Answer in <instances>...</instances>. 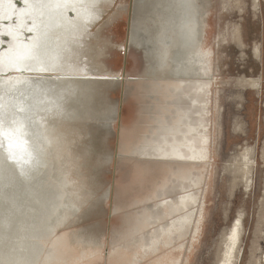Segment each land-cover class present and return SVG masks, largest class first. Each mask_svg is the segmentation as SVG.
I'll return each mask as SVG.
<instances>
[{
  "label": "rangeland",
  "instance_id": "rangeland-1",
  "mask_svg": "<svg viewBox=\"0 0 264 264\" xmlns=\"http://www.w3.org/2000/svg\"><path fill=\"white\" fill-rule=\"evenodd\" d=\"M85 2L87 4L83 11L87 12L88 16L77 15V19L71 20L67 14L69 8L64 11L62 18L64 27L51 32L53 37L63 32L61 57H51L49 66L43 71H38L40 63L43 62L39 60L30 65V70L33 69L30 77L22 82L0 86V160H6V165H0V187L3 185V179H12L13 161L16 159L13 153L15 147L25 150L24 153L27 154L21 158L28 160L21 164L24 169L16 173L14 183L6 185L4 189L0 188V228L2 227V233L8 240L6 246L9 253L8 257H3L1 264H46L47 258H50L49 264H61L58 260L51 261L57 250L55 237L68 230L79 233L84 245L99 246L97 252L102 262L97 264H107V253L114 244L124 238L121 233L116 235L114 231L122 229V225L126 226L125 230L129 229L127 223H122L123 219L133 215L138 219L141 207L137 198L140 192L138 178L143 177L147 185L152 183L154 173L150 166L153 161L149 159L157 157L152 155L153 150L150 147L156 144L153 141H162L161 135H166L162 128L171 126V122L166 121L159 130L154 131L159 124L144 121L145 116L149 121L153 120V108L155 105L158 107L159 102L153 97L140 101L138 87L143 83V78L148 80L155 77L156 64L152 63L154 60L151 59V65L145 75L139 77V74L135 73L137 66H129L130 50L127 54L125 94L120 108L130 0ZM183 2L184 0L177 1L179 8L185 10ZM194 2L204 13L199 19L202 28L208 30L207 46L214 51V66L212 65L209 76V79L213 80L210 135L214 159L208 164L207 175L203 180L198 179V171L194 168L192 171L194 186L190 191L193 192L194 200L190 209V226L186 225L189 227L191 238L204 205L205 217L200 223L202 231L198 235L199 241L189 264H219L226 237L233 223L241 215L244 223L242 222V248L240 247L238 264H264V0H260L258 5L254 0ZM13 3L8 20H0V26L12 29L26 26L39 15L36 0H15ZM141 5V2L134 0L132 22ZM180 20L175 19L172 24L176 32L181 28ZM140 31L141 34L144 33L143 29ZM141 34L137 30L134 35L137 42L140 41ZM222 36L225 38L222 39ZM63 38H67V41ZM39 40L44 41L43 37ZM41 45L42 43L38 45L37 50L43 53L45 51L41 49ZM256 48L260 51L259 56L255 53ZM134 50L136 51L132 48L131 55H136ZM66 51L67 53H64ZM73 69H77L76 72ZM18 73L19 71L12 69L4 75ZM248 79H259L260 86L250 85L246 81ZM48 85L50 87L45 91L44 87ZM152 88L151 79V90ZM68 97L71 98L67 99ZM183 105L179 103V106ZM144 107L145 110H142ZM76 116L81 121L75 118ZM194 124L198 122L195 121ZM16 126H24L25 130H21L19 135L14 137ZM239 127L242 131H237ZM132 133L134 146L124 150L123 155L121 143ZM49 136L58 138L57 141L63 146L62 155L56 154L57 147L48 140ZM199 144L200 140L197 139L196 145ZM35 146L39 147V151ZM252 146L256 147L257 163L253 172V184L246 189L241 176L234 175L232 170L238 154L242 153L245 147ZM9 150L12 153H9ZM41 150L46 154H40ZM44 157L47 163L41 170H34L38 160ZM34 160L35 163L32 162ZM63 178L69 181L68 186L62 185ZM141 181L139 179V183ZM59 187L60 190L56 189ZM179 189L180 184H175L173 188L168 189V196L180 194L182 191ZM37 190L46 191L47 196L42 193L43 196L55 202H48L53 206L49 208L48 217L43 220V224H36L35 219H28V212H32L36 207L32 192ZM67 193L78 204L79 210L70 216L73 221L71 224H56L55 220L61 213L58 204L55 205L56 200L60 202L62 199V203ZM125 193L134 195L127 204V207L133 206L129 209L130 213L128 214L127 210L114 213L115 197ZM154 203L155 201H151L144 205L152 209ZM53 207L54 213H50ZM17 209L21 210L18 219H15L14 213H5ZM119 209L121 206L116 204L114 210ZM148 231L151 232V229ZM117 239L120 240L116 243ZM49 255L50 257H47ZM158 256L139 260L136 264H153Z\"/></svg>",
  "mask_w": 264,
  "mask_h": 264
},
{
  "label": "bare ground",
  "instance_id": "bare-ground-1",
  "mask_svg": "<svg viewBox=\"0 0 264 264\" xmlns=\"http://www.w3.org/2000/svg\"><path fill=\"white\" fill-rule=\"evenodd\" d=\"M14 1L15 0H0V20H2V19L8 20L9 11L14 6V3H13ZM29 1H31V0H29ZM36 1L38 4L39 15L37 16V18L32 20L29 25L22 26V27H15L13 29L11 27L0 26L1 27L0 28V86L4 85L6 83H11V82L18 83V82L24 81L25 79H27L28 77L31 76L30 75L31 70H33V69L30 70V68H31L30 65L38 62L39 60H41V61L43 60V62L40 63L38 71H43L46 67L49 66L48 61L52 60L51 57H53V58H56V57L59 58V56L61 57V55H60V53L62 52V50L60 52V49L62 47L61 37L64 36L61 34L63 32L61 34H58L55 37L52 36L51 32L58 30V28L64 27L65 22L62 21V18L64 16V11L66 12L70 8L67 11V14L71 18V20L76 18L77 15L78 16L80 15L82 17L83 16L86 17L89 15L87 12L83 11L85 4H87V2H85V0H79L76 5L70 4L68 2V0H51L49 3L44 2V0H36ZM165 1H166V3L162 4L160 9H158L159 11L156 10L157 9L156 4L153 1H151V2L145 1V3H143L141 5V7L137 10V12L135 14V20L138 19L136 21V24H137V26H139V28H142L144 30L142 37L147 39V40H144V42H146L151 47L150 48V57L152 60H154V56L156 55V42H157L159 33L161 34V41H162L165 53H167V55H168L172 51L171 41H172V36L175 32V30H173L175 27L172 28V24L175 21V19L180 20L181 16L183 18L179 21L181 28L179 30L176 29L178 37L176 38V41L174 42V45H173V51H174L177 58H179L181 56V48H182V43H185V35L187 36L188 31H190L193 34V42H192L193 48H192V50H194V56L191 55V57L193 59V62L195 63V67H196V71L193 75V78H189V80H185V79L181 80L179 78V75L185 76L186 66L181 68V66H179L178 64H177V66L173 65V76L176 77L177 79L166 81L167 83H162V81L160 80V87L162 85L164 87H168V89H169L170 87L173 86L174 91H176L178 94L179 93L181 95H182V93L184 94L183 98H179V96H178V102L180 99L182 101V103L184 104L183 107H185L187 109L185 116H188L190 113H194V122L195 121L198 122L199 129H201L202 125L205 123V118L203 117V115L206 116L207 109H208V140H209V145H210L208 162L210 165V163L213 161L214 158H213V150H212V139H211V135H210V129H211L210 128V106H211V101H212V96H213V80L209 79V76H210V71L212 70V65H213V60H214V58H213L214 51L212 50V48L210 46H207L208 44H207L206 39H207V35H208V30L207 29L204 30V28H202L201 21L199 19V18H202L204 13H202V10H200V8L194 2V0H184L183 4H185V6H186L185 10L179 8V5L177 3L178 0H165ZM54 2H55V4H57V6L52 4ZM254 2L256 5H258L260 0H254ZM183 7H184V5H183ZM89 9H91V7ZM93 15L95 16V14H93ZM153 23H154V26H153ZM84 32H86V30ZM58 33H59V31H58ZM136 33H137V30L135 29V27H133V30H132L133 38H134V35H136ZM41 37H43V40H44L43 42L39 40ZM142 37L140 38V41H142L141 40ZM224 38H225V36H222V39H224ZM63 39H65V38H63ZM39 43L40 44L42 43V45L40 47L45 52L40 53L39 50H37V48H39L38 45H40ZM73 43H74V41H73ZM192 43L188 40L184 44V47L188 49V52H189L190 47L192 46ZM63 44H64L63 46H65V43H63ZM77 45H79V43ZM75 46H76V43H75ZM73 48H75V47H73ZM259 52H260L259 49L256 48L255 53L257 56L260 55ZM64 53H67V51ZM46 56H48V57L45 58ZM188 56H189V53H188ZM65 58H64V60H65ZM64 60H61V61H64ZM152 63H154V61ZM11 68L14 71H19V73L17 75H13V74L9 75L8 74L9 76H5L4 74L6 72H8V70H12ZM63 70H65V69H63ZM76 70H74V71L76 72ZM87 70H90V69H87ZM70 72H71V70H70ZM77 73H79V72H77ZM213 74H214V72H213ZM102 77H108V76H102ZM216 77L218 78L219 76H216ZM71 79H73V78H71ZM106 79H108V78H106ZM151 79L153 80V78H150L148 80L146 78H143V83L141 82V85L138 87V91H139L138 98L140 101H142L144 91L146 92V88H145L144 84L148 88L147 93L152 91L151 90ZM105 81H107V80H105ZM246 81H248L250 85H254L256 87L260 86V80L259 79H256V80L248 79ZM80 83H81V81H80ZM77 85H78V83H77ZM94 86H95V84H94ZM49 87H50V85L44 87V88H46L45 91H47L49 89ZM84 91H86V90L84 89ZM71 92L73 93V91H71ZM90 92H92V91H90ZM62 93H63V91H62ZM93 94H95V93L93 92ZM71 96H73V95H71ZM83 97H84V95H83ZM18 98H20V97H18ZM69 98H71V97H68L67 99H69ZM94 98H96V97H94ZM185 98H187V100L184 101ZM22 99H20V100H22ZM75 99H77V98H75ZM26 100H28V99H26ZM79 101H81V100L79 99ZM28 103H29V101H28ZM39 103H40V101H39ZM42 103H43V101H42ZM63 103H64V101H63ZM100 103H102V101ZM100 103H99V106H100ZM83 104H84V101H83L82 105ZM96 104H98V101ZM105 105H107V104H105ZM85 107H86V105H85ZM85 107H83V108H85ZM144 108H146V107H144ZM36 109H32V111L33 110L36 111ZM99 109L100 108L98 107V110ZM96 110H97V108H96ZM41 111L42 110H40V112ZM62 111H64V109ZM65 111H66V109H65ZM97 113H99V111ZM178 113H179V111H178ZM72 114H73V111H72ZM41 115H42V113H41ZM55 115H56V113H55ZM62 115H64V114H62ZM57 116H60V115H57ZM176 116H177V114H176ZM17 117H19V116H17ZM49 118H50V116H49ZM75 118H78V117L76 116ZM75 118H72V119L74 120ZM66 119H67V117H66ZM97 119L98 118H96V120ZM49 120H46V121H49ZM91 120H94V119H91ZM191 120H192L191 130L193 131V128H194L193 116L191 117ZM65 121H67V120H65ZM195 125L197 126V124H195ZM48 126H50V125H48ZM50 129H52V128H50ZM15 130H17V131L14 132L15 133L14 137H17V135H19L21 130H25V127L24 126H16ZM183 131H185V122L184 121H183ZM49 137L50 138H48V140H50L52 142V145L57 147L56 154L62 155V153H63L62 147L63 146L59 143V141H57L58 138L51 137V136H49ZM139 137H140V134H139ZM206 137H207L206 135L203 136L202 134L199 137L198 136L194 137L193 143H194V150H195L194 156L195 157H201L203 155L202 151L200 150V147H201L200 144L198 146L196 145L197 139L203 140V149H204ZM137 140H138V142L140 141L138 139V137H137ZM133 141H134V133H132L130 136L129 135L126 136V138H125L126 144L124 142L123 148H122V153L124 150H128L129 146L133 145L132 144ZM124 145H125V147H124ZM16 146H18V144ZM24 146H25V144H24ZM54 146H53V148H54ZM35 147H36V150L39 151V147L38 146H35ZM168 148H177L176 156H179V155L186 156L187 151L185 149H183L184 146H181L180 144L170 143V144L166 145V149H168ZM151 149L153 150V148H151ZM24 151L25 150L22 151L20 147L19 148L15 147L13 153L15 154L16 159H14V161H13L14 162V172H13L12 179H9V178L3 179L2 180L3 185L0 187L1 189H4L6 187V185H8L10 183L11 184L14 183L13 181H15V177L17 176L16 173H18L20 171V169L21 170L24 169L23 165H21V164L28 161V160H23L21 158L22 156L27 154V153H24ZM144 151H145V149H144ZM9 153H12V151L9 150ZM39 153L43 154L45 152L41 150V152H39ZM147 153H149V152H147ZM153 154H155V149L152 152V155ZM256 154H257V151H256L255 146L245 147L244 151L242 153L238 154V158L236 159V162H234V165H233V170H232L233 174L236 176H238V175L241 176L242 181L245 183L246 189L250 188V186L253 184V172H254V167L257 163ZM205 157H206V154H204L203 159ZM141 159H143V158H141ZM40 160H41V163L38 166L35 165L34 170H37V171L41 170L43 168V165L45 163H47L46 162L47 160H45V157H44V159H40ZM153 160L154 159H149V161H153ZM149 161L145 160L146 163L147 162L149 163ZM32 162L35 163L36 161L34 160ZM3 163L5 164L6 160H0V165H2ZM62 180H63L61 182L62 185L67 184V182H69L66 178L65 179L63 178ZM67 186H68V184H67ZM206 186H207V182H206ZM147 187H148V185H147ZM147 187H146V193H145L144 199L142 201L143 205L146 202L148 203V202L154 201L156 198L155 192L152 189V187L148 188V189H147ZM56 189L60 190V187L56 188ZM42 193H45V195L47 196L46 191H44V190L43 191L37 190L35 192H32L34 201H36L35 202L36 207H34L35 210H33L32 212H30V213L28 212V219L29 220L35 219L36 224H39V223L43 224V220L47 219L48 210L51 206H53V205H50V203H48V202H52V204L55 203L54 201L48 200L47 197H44ZM87 194H88V192H87ZM61 200H60V202H59V200H56V204H55V205L58 204V207L61 210V213L57 216V220H55V221H57L56 224L59 223L61 225H64L66 222L71 224L73 221H71L72 219L70 220V216L79 210V206L74 201V199L71 197V195L69 193H67L66 199L62 203H61ZM138 200H139L138 201L139 204H141V200L139 199V197H138ZM144 207H145L144 217L147 218L149 215L148 206L144 205ZM54 209H55V207L50 209V213H54L53 212ZM5 213L6 214L14 213L15 219H18L21 216V210H18V209L14 210L13 212L5 211ZM241 216L239 218H237L236 221L233 223V226L231 227V229L228 233V236L226 237V240L224 239L225 240V246L222 249V253L220 254L219 264H238V259H239V255H240V247H241L240 246L241 232H242V227H243V223H244L241 219ZM154 217H155V215L153 216L152 219H154ZM204 217H205V205L203 206L201 217H200L198 223L196 224V228H195L194 251L196 248V244L199 241L198 235L202 231V228H200V226H201L200 223L202 221V218H204ZM131 231L132 230H130V232ZM140 231L141 230H139V232ZM114 232L117 235L120 233V230L119 231L115 230ZM149 236L150 235L148 233H146L142 236H139V238H138L137 237V230L134 229L132 231V233L129 235V240L127 242H125V240L119 241L120 239H117L115 242L117 243L119 241V243L114 244L113 248L107 253L106 257H108V262L110 264H133L136 261V259H138V256H139V254L137 253L139 240H140L141 246L145 247L146 243L149 240ZM224 236H225V233H224ZM55 239H56V241L54 242V244H55L57 250L55 252L54 257L51 259V261L52 260H58V262L61 261V264H97L98 262L102 261L101 258L99 257V252H97V250L100 249V247L99 246L98 247L87 246L88 244L84 245V242H82L81 236L79 235V233H77L73 230L65 231L64 233L57 235L55 237ZM6 241H8V240L5 237V235L2 233V227H1L0 228V264L2 263L1 261H4L3 257H8L7 254H9L7 252L8 246H6ZM47 257H50V255ZM46 260H47L46 264H49L50 258H47Z\"/></svg>",
  "mask_w": 264,
  "mask_h": 264
},
{
  "label": "flooded vegetation",
  "instance_id": "flooded-vegetation-1",
  "mask_svg": "<svg viewBox=\"0 0 264 264\" xmlns=\"http://www.w3.org/2000/svg\"><path fill=\"white\" fill-rule=\"evenodd\" d=\"M51 0H44V2H50ZM79 0H68L70 4L76 5ZM145 1H153L156 4V10L159 11L160 7L163 3H166L165 0H137L142 4ZM134 3V0H133ZM56 5L55 2L52 3ZM59 5V4H58ZM138 5V4H137ZM74 7V6H73ZM130 11V8H129ZM133 13V6H132ZM132 16V15H131ZM129 20V18H128ZM138 20V19H137ZM132 22L131 18V26H130V39L128 46V53L130 50V58H129V66L135 65V73L139 74L138 76L145 75L147 69L151 65V57L150 50L148 48V44L144 42L145 39L142 37V41L137 42L132 36L133 27H138L136 21ZM141 29V28H140ZM149 29V28H148ZM147 29V30H148ZM128 30V24H127ZM142 30V29H141ZM176 32V31H175ZM177 32L172 36V51L167 55L165 53L162 41L161 34L159 33L158 39L156 42V55L154 56V64H156V69H154L155 77L153 78V89L151 92L147 93V86L144 84L146 88V92L144 91L142 100H146L147 97H153L158 99V107L155 105L152 112V121H149V118L145 116L144 121L153 122L159 124L154 131L159 130V127L164 122H171V126L167 128H162L165 130L166 135L162 136V141H153L156 144L150 148L155 149V154L157 158L153 160L151 164V170L153 174V180L151 184L148 185L145 183L146 181L142 178H138V186L140 192L138 193V197L141 200V207L138 212V219L136 216H131L129 218L123 219L122 223H127L129 226L128 230H125V225H122V229L120 230L121 236L124 237L123 240L127 242L129 240V235L132 233L134 229L137 230V237L142 236L148 233L149 240L146 243L145 247L141 246L140 240L138 243L137 253L139 254L138 259L133 264L139 263V260H146L149 258H156V262L153 264H189L193 259L194 254V246H195V229L193 232V237L189 236V230L186 225L190 226L189 218H190V209L193 205L194 195L190 189L194 186L192 183V171L194 170L199 172L198 179H204L207 167H208V158L210 145L208 140V109L205 118V123L202 125V128L199 129V125L194 124L193 131L191 130L193 116L194 123V113H190L188 116H185L187 109L183 106H179V103L182 101L179 98H183V95H179L176 91H174V87H164L161 85L162 83H167L166 81L175 80L176 77L173 76V65L181 66L185 69V76L179 75L181 80H189V78H193V75L196 71L195 63L191 57L194 56L193 48V34L188 31L187 36L185 35V43L189 40L192 43V46L189 49L184 47L185 43H182L181 48V56L179 58L176 57L173 51V45L176 41ZM127 40V37H126ZM132 48L136 49L135 54L131 55ZM137 52V53H136ZM125 53V46H124ZM189 53V56H188ZM138 54H141L138 55ZM146 62V63H145ZM127 65V64H126ZM161 72V74H160ZM156 74H160V76H156ZM169 74V76H167ZM126 75H127V67H126ZM158 94L157 96L154 95ZM148 99V98H147ZM169 99H175L170 101ZM177 99V100H176ZM178 105H177V104ZM155 104V103H154ZM145 110V108H142ZM179 111V113H178ZM145 113V111H142ZM177 114V116H176ZM183 121L185 122V131H183ZM143 122V121H142ZM140 134V133H139ZM204 136L206 135V141L203 149V140H200V150L203 155L201 157H195L194 150V137L195 136ZM168 140V141H167ZM125 142V138L121 143V151L123 148V144ZM163 143V144H162ZM170 143L180 144L184 146L183 149L187 151L186 156H176L177 148H168L166 149V145ZM126 144V142H125ZM162 144V145H161ZM125 147V145H124ZM199 149V148H198ZM146 150V149H145ZM163 153V154H162ZM167 153V154H166ZM175 153V154H174ZM123 154V153H122ZM204 154L206 157L203 159ZM149 155V154H148ZM199 162L197 163V161ZM139 179L142 180L139 183ZM174 179V180H173ZM201 180V182H202ZM200 182V183H201ZM174 183V184H173ZM199 183V184H200ZM175 184H180V193L176 196H168V189L173 188ZM198 184V185H199ZM146 187L151 188L155 192V203L153 204V208L148 207L149 215L148 217H144L145 207L142 204ZM174 191V189H173ZM159 192V193H158ZM160 194V195H159ZM137 197V198H138ZM159 199V200H158ZM130 210L128 211V214ZM155 215L154 219L153 216ZM151 229V232L148 231ZM130 230H132L130 232ZM139 230H141L139 232ZM123 232V233H122ZM191 233V232H190ZM163 250L162 252H160ZM160 252V253H159ZM110 254V253H109ZM155 255V256H154ZM153 261V260H152ZM102 262V261H101ZM108 264H110L108 262Z\"/></svg>",
  "mask_w": 264,
  "mask_h": 264
},
{
  "label": "water",
  "instance_id": "water-1",
  "mask_svg": "<svg viewBox=\"0 0 264 264\" xmlns=\"http://www.w3.org/2000/svg\"><path fill=\"white\" fill-rule=\"evenodd\" d=\"M132 6L133 0H130V11H129V20H128V30H127V40L125 44V58H124V67L122 72V97H121V105L122 107V100L125 94V87H126V64H127V53H128V46H129V39H130V26H131V18H132Z\"/></svg>",
  "mask_w": 264,
  "mask_h": 264
},
{
  "label": "crops",
  "instance_id": "crops-1",
  "mask_svg": "<svg viewBox=\"0 0 264 264\" xmlns=\"http://www.w3.org/2000/svg\"><path fill=\"white\" fill-rule=\"evenodd\" d=\"M135 29L138 30L139 34H141V31H140L141 29L139 28V26L135 27ZM141 36H142V34H141ZM148 48L150 50L151 47L148 45ZM133 197H134V195H128L127 193H125V195H123V194L117 195L115 197L114 202H113V211H114V213L124 212L126 210L129 211V209H131V207H133V206L127 207V204L129 203L128 201L130 199H132ZM116 204H119L121 206V209H119V211H115L114 210ZM105 259H107V264H108V257H105Z\"/></svg>",
  "mask_w": 264,
  "mask_h": 264
},
{
  "label": "clouds",
  "instance_id": "clouds-1",
  "mask_svg": "<svg viewBox=\"0 0 264 264\" xmlns=\"http://www.w3.org/2000/svg\"><path fill=\"white\" fill-rule=\"evenodd\" d=\"M237 131H242V128H241V127L237 128ZM40 163H41V160L39 159V162L37 163V166H38Z\"/></svg>",
  "mask_w": 264,
  "mask_h": 264
}]
</instances>
